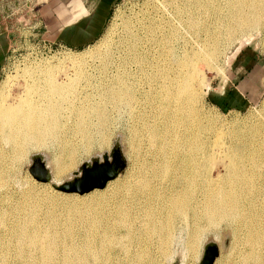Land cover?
Segmentation results:
<instances>
[{"label": "bare ground", "instance_id": "1", "mask_svg": "<svg viewBox=\"0 0 264 264\" xmlns=\"http://www.w3.org/2000/svg\"><path fill=\"white\" fill-rule=\"evenodd\" d=\"M263 25L264 0H147L116 37L111 22L100 43H112L96 73L84 66L87 54H66L60 66L83 63L79 75L35 59L21 74L4 77L0 178L33 148L53 146L56 153L48 183L29 178L21 199L0 201V264H166L161 252L179 237L198 253L206 229L229 217L248 226L238 235L243 260L230 264H264V157L255 155L243 129L229 143L219 141L224 128L211 134L202 102L204 67L238 34ZM124 116L125 174L107 182L105 195L92 191L84 213L70 208L74 220L61 217L46 200L56 207L61 197L77 205L88 199L59 196L48 184L76 165L82 143L107 139Z\"/></svg>", "mask_w": 264, "mask_h": 264}, {"label": "rangeland", "instance_id": "2", "mask_svg": "<svg viewBox=\"0 0 264 264\" xmlns=\"http://www.w3.org/2000/svg\"><path fill=\"white\" fill-rule=\"evenodd\" d=\"M146 1L147 0H116L109 14L107 23L100 36L97 38V40L84 47L74 48L63 44H59L57 42H52L49 39L48 34L45 31H43L42 26L38 23L37 11H36V8L40 4L41 0H0V30L4 32V34L9 39L10 42V45L6 52V57L2 64V69L0 72V81L3 80L4 77L6 78V76L7 77L11 75L12 77L17 76L18 72L19 74H21L23 72L22 69H24L25 66L29 65L30 62L35 59L43 60V61L47 60L52 67L61 70L62 66H60L61 65L60 60L66 54H73V55L87 54L86 57L87 62L84 64V66L89 72L93 73V71H95L94 73H96L97 71L95 65L99 63L103 51L108 48L107 45L109 46V44L112 43V39H110L109 42L110 41L111 42L106 46L101 44L102 43L101 37L106 32L111 22L113 23L114 21H116V26L118 30L117 32L113 33V36L116 37L118 31L123 26V21L128 19L130 16L133 17V15H136L138 12H140L145 6ZM248 30L244 32L248 34H244V33L238 34L235 37V39L222 50L221 54L217 56L216 59L212 60L211 67L209 68L204 67V72H205L204 82L206 83V85H208V87L205 85L203 86L205 88H203L204 95L202 102L204 105L203 106L204 110L209 115L208 118L210 121L208 122V124L210 125L209 131L211 134H213V129H215L213 127L216 126L222 127L224 128L225 131H223L224 134H221V136L219 137V141H221L222 138V141L229 143L231 140H235L236 138L235 129L236 128L243 129L242 132L243 133L245 132L246 134L248 133V135L252 137V139L255 141L256 144L254 147V153H256L255 155L263 158L264 134L262 133H264V127H263L264 126V25L261 26V28L255 30L254 29L249 31ZM243 41L246 42L243 43ZM89 52H93V53H89ZM249 59L251 60L249 61ZM240 60L245 63L244 64L245 66L242 74L240 73L237 74L236 68L238 64H240L239 63ZM64 67L65 69L61 70V74L64 73L69 74V73L77 72L79 75V73L82 72L83 63L75 65L74 67H68V66H64ZM121 118L123 120L121 119L120 124L118 122L116 126L110 128V130L108 131L110 137H108L107 139L106 137L103 136L101 137L100 135L94 138L96 142L93 141L92 147L91 145H89L90 147L88 146L87 148V146L84 145L83 143L80 145V149L77 152V155H75L76 165L72 166V168L71 167L68 168V170L66 169L65 171H63L61 173V178L59 179L58 183L66 180H73L75 178V175L81 176L82 171L91 172L95 170L97 167H99L101 164L118 163L119 153L117 149H115L116 142H119L121 145L122 155H124V157L126 158V165L124 169L120 171L119 175L109 180H115L118 177H122L125 174L127 168L129 167L130 154L128 151L129 146L127 144L126 135H125L126 134L125 116ZM261 120L263 122H261ZM243 127L246 128L247 131H245L246 129L244 130ZM233 130L235 131V133H233L234 132ZM243 133L240 134L243 135ZM104 138H105V142L103 141ZM261 143L263 146L261 145ZM51 144L53 143L50 142L49 145L52 146ZM49 149L33 148L30 151H28V153L26 154L27 156L21 158V160L19 159L13 161L11 165V167L13 166L11 168L12 169L11 172L13 174L8 172V174L6 173L4 176L0 178V182H1L0 196L2 197V198L0 197L1 198L0 201H2L3 199L4 204L10 202L9 204L12 205L13 202H15L18 199H21L23 191L27 189L26 187H29L30 184L29 178H33L38 183H48V181L37 180L33 176V174L29 171V168L35 165L34 160H31L32 154L41 155L45 161V165L47 162L46 160H48L45 158V155L47 156L49 155L50 157L49 160L51 164H49L48 162L47 163L49 166V170L52 173L51 165L53 166L55 163L54 155L56 153V150L55 147L53 146ZM93 156L98 157L99 162H93L91 160ZM105 156H107V158H105ZM7 164L8 166L10 165L6 161L4 165ZM2 181H4V183ZM107 182L105 186L97 187V190L90 189L88 191H83V192H78L74 190L66 191V190L58 189L55 186H53L52 183H49L48 185L50 189L54 193L55 192L58 193L59 196L60 195L67 196L69 195V193L73 192L76 195L78 193L77 195L78 197H81L84 200L86 199L88 200H86L87 204L86 201L82 200L81 203L77 202L78 203L77 205L76 203L68 202L67 200H65L66 199L65 197H61L63 198L62 201L60 199H56L58 200L56 201V207L52 206L51 203L48 202V200H46V205L48 207L50 206L49 208L51 209L54 210L58 209L56 210V213L57 214L59 213L60 216L62 214L63 217L66 218L72 217L71 219L74 220L75 216H73L72 214H70V217H67L69 216V213L72 212L71 210L78 209L79 213L81 214L84 213V211H86L87 208L89 209L88 207L89 206L88 202L90 200L89 198L90 196H92L91 194L94 191H99L98 194L104 193L105 195L106 193L105 188ZM2 183L4 184V186ZM15 184H19V185H15ZM17 186L19 187L16 188ZM20 188H22L23 190ZM5 189H7V191ZM39 194L45 195L43 193H39ZM9 204H7V206ZM249 205L250 204L247 205L248 206L247 209L250 210ZM216 224L210 225L211 227L209 226L202 235L203 238L200 239L198 245L199 247L197 248L198 253H195V250L193 251L194 247L188 244L189 242L185 240V237H179L178 240L176 241L177 243L176 242L174 243L173 249L170 247L169 249L163 250L161 252L162 259L164 260L165 258L164 261L166 262V264H201L207 256L211 255L215 250H218V254L216 255L214 261L218 259L220 264H230V262L232 263L234 262V260L242 261L243 251L241 250H244L245 247L244 249H242L243 245H239L242 243H239L238 237L244 236V233L245 231H247L248 226L244 224L243 226L241 225L242 227L241 226L239 227L236 223V220L232 219L231 217L221 219V222ZM176 244H178V247L176 246ZM235 249L236 250L238 249V251H236ZM230 254H232L233 257ZM240 256L242 257V259Z\"/></svg>", "mask_w": 264, "mask_h": 264}, {"label": "crops", "instance_id": "3", "mask_svg": "<svg viewBox=\"0 0 264 264\" xmlns=\"http://www.w3.org/2000/svg\"><path fill=\"white\" fill-rule=\"evenodd\" d=\"M115 2L116 0H41L36 8L38 23L52 42L74 48L84 47L100 36ZM9 45V39L0 30V72ZM239 63L236 73L242 74L245 63L241 60Z\"/></svg>", "mask_w": 264, "mask_h": 264}, {"label": "water", "instance_id": "4", "mask_svg": "<svg viewBox=\"0 0 264 264\" xmlns=\"http://www.w3.org/2000/svg\"><path fill=\"white\" fill-rule=\"evenodd\" d=\"M115 149H117L119 153V155L117 154L119 156L118 163L101 164L91 172L82 171L81 176L75 175V178L73 180H66L60 183L52 182L53 186L66 191L74 190L78 192L88 191L95 187L105 186L106 182L109 179L116 177L126 165V158L124 157V155H122L121 145L119 142H116ZM105 158H107V156H105ZM31 160H34L35 162V165L29 168V171L33 174V176L40 181L49 180L51 174L49 169L45 166V161L42 156L39 154H32ZM91 160L93 162H99L98 157H92ZM217 254L218 250H215L211 255L207 256L201 264H213Z\"/></svg>", "mask_w": 264, "mask_h": 264}]
</instances>
